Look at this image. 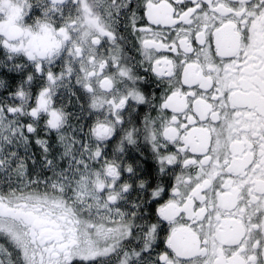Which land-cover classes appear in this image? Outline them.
<instances>
[{
  "label": "snow or ice",
  "instance_id": "1",
  "mask_svg": "<svg viewBox=\"0 0 264 264\" xmlns=\"http://www.w3.org/2000/svg\"><path fill=\"white\" fill-rule=\"evenodd\" d=\"M0 264H264V0H0Z\"/></svg>",
  "mask_w": 264,
  "mask_h": 264
}]
</instances>
